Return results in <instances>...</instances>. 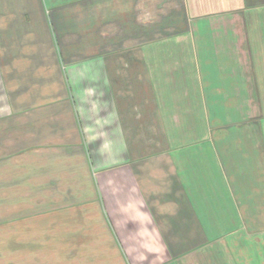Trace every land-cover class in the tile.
Returning a JSON list of instances; mask_svg holds the SVG:
<instances>
[{"label": "crops", "instance_id": "1", "mask_svg": "<svg viewBox=\"0 0 264 264\" xmlns=\"http://www.w3.org/2000/svg\"><path fill=\"white\" fill-rule=\"evenodd\" d=\"M37 112L83 165L0 264H264V0H0V130Z\"/></svg>", "mask_w": 264, "mask_h": 264}, {"label": "rangeland", "instance_id": "2", "mask_svg": "<svg viewBox=\"0 0 264 264\" xmlns=\"http://www.w3.org/2000/svg\"><path fill=\"white\" fill-rule=\"evenodd\" d=\"M15 115L17 129L0 130V247L8 246L5 238H12V233L9 234L11 225L8 227L3 222L18 218L15 228L19 229L21 236L16 242L20 244L21 259L31 262L33 258L29 257L31 253L27 249L29 246L33 248V244L23 232L28 227L27 218L45 216L46 206L52 208L64 202L61 193L72 184L68 180L71 175L64 173L80 169L83 161L72 152H69V158L61 153L60 148L68 146L55 144L56 139H52L47 124L28 132L29 117L39 125L50 120L46 118V112ZM8 118L13 117H5L4 124ZM74 146H69V150ZM44 168H50L45 178L40 175ZM54 179H59L57 188L51 185ZM49 215H54L52 209Z\"/></svg>", "mask_w": 264, "mask_h": 264}]
</instances>
